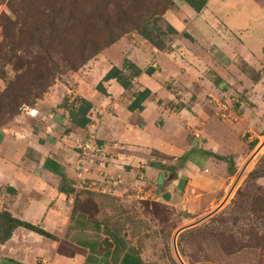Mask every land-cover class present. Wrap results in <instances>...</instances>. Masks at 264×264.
<instances>
[{"label":"crops","instance_id":"obj_1","mask_svg":"<svg viewBox=\"0 0 264 264\" xmlns=\"http://www.w3.org/2000/svg\"><path fill=\"white\" fill-rule=\"evenodd\" d=\"M163 21L176 32L164 47L120 38L76 74V86L55 83L0 130V213L57 240L19 227L0 243V264H99L91 255L97 241L83 234L95 233L93 224L75 210L88 198L73 190L77 147L90 132L104 156L87 166L95 187L84 191L197 217L223 203L233 180L214 155L232 156L235 166L244 154L264 160V0H207L199 13L175 0ZM125 59L154 73L135 78L128 91L110 80L107 95L99 93L96 85ZM144 89L151 95L143 110L128 111ZM71 96L91 105L82 129L69 118ZM244 133L259 141L253 150L235 143ZM168 167L177 168L173 179Z\"/></svg>","mask_w":264,"mask_h":264},{"label":"rangeland","instance_id":"obj_2","mask_svg":"<svg viewBox=\"0 0 264 264\" xmlns=\"http://www.w3.org/2000/svg\"><path fill=\"white\" fill-rule=\"evenodd\" d=\"M24 1L28 9L35 2L46 12L47 8H52L46 5L48 2H56V7L62 3H76L81 12V22L75 32H69L62 42L52 45L44 43L46 53L42 54L36 46L27 51L24 46L14 45L16 47L12 51L15 53H9L8 63L0 65V94L14 84L31 90V95L27 97L31 100L36 93L40 94L41 90L46 89L48 92L59 81L67 82L70 88L76 86L79 79L76 74L97 56H90L92 48L89 46L85 47V55L80 57L82 41L91 42L95 49L101 51L108 47L110 40L122 37L130 41L143 39L144 32L152 43L159 44L158 48L164 47L170 34L163 21V14L175 0ZM18 4L20 0H0V18L7 16L14 20L9 9L11 7L23 14L22 7ZM85 35L87 38H83ZM4 40L0 23V43H4ZM75 54L79 55L77 62L74 61ZM88 57L90 59L87 61ZM114 57H117L115 53ZM48 59L56 65V69L47 71L49 75L43 81H38V73L46 72L45 67L49 66ZM83 60L86 63L79 66ZM66 62H71L69 64L73 67ZM43 82L45 85L40 86ZM76 98L78 97L71 96L65 99L73 102ZM27 109L28 107H23L13 120ZM11 122L1 125L0 130ZM251 136L244 133L235 143L250 149V145L254 143L249 140ZM246 155L236 166L230 190L223 203L202 217L188 215L159 202L106 198L103 200L106 208L98 213L91 204L88 209L78 205L75 210L85 212L91 219L89 222L95 220L100 225L99 232L83 234H87V240L94 239L100 244L97 252L101 264H119L123 253L127 251L137 254L144 264H180L174 241L183 264H264V178L249 175L255 169L264 172L263 159L256 156L249 159L245 158ZM107 230L118 235L124 249H115L112 238L106 234ZM105 243L106 246H101Z\"/></svg>","mask_w":264,"mask_h":264},{"label":"trees","instance_id":"obj_3","mask_svg":"<svg viewBox=\"0 0 264 264\" xmlns=\"http://www.w3.org/2000/svg\"><path fill=\"white\" fill-rule=\"evenodd\" d=\"M178 1H182L186 3L196 13H199L205 7L207 0H178ZM24 2L26 1L20 0V4H18L22 7L21 12L23 14H21L20 12H18V10H15L14 8L11 7L9 9H10V12L14 15V20L4 15H3L4 17L0 18L1 28L3 31L4 39H5L4 43H0V65L2 66L8 63V60L10 59L9 53H11V55L15 53L12 51L14 47L21 45V46H24V49L28 51L31 49V47L36 46L38 47V49L41 50L42 54L46 53L45 49L43 48L44 43L47 45H49L50 43L52 45L53 43H57L58 41L62 42V40L69 34V32H75L76 27L81 22V20L79 19V14H81V12L79 11V5H77L76 3L71 4V5L68 3H62V4H59L58 7H56L57 5H54L56 2H48L46 5L52 6V8L50 7L47 8V12H46L45 9L41 8V5L37 6L35 2L30 4L29 9H28L26 8V4H24ZM173 6H174V3L171 5L169 9H171ZM63 24L64 25L67 24L68 26H62ZM26 31H28V34H25ZM167 31H168V34L170 35L176 34V32L169 26H167ZM142 37L144 40L158 47L159 44L152 43V40L144 32L142 33ZM83 38H87V36L85 35ZM119 39L120 38L110 40L108 47L113 45ZM89 46L92 48V52L90 55L92 57H95L96 55L101 53V51H103V50L100 51L99 49H95L91 42L88 43V42L82 41L80 45L81 49L79 48L81 50L80 57H83L85 55L84 50H86ZM75 55H76V58L74 61L77 62V60H79L78 58L79 55L78 54H75ZM86 59L88 61V59L90 58L88 57ZM66 63L72 66L71 64H69L71 62H66ZM85 63H86V60H83L81 62V65L79 66H83ZM48 64H49L48 68L45 67L46 72L38 73V78H37L38 81H43L46 78V76L49 75L48 72H52L53 70L56 69V65L49 59H48ZM143 73L148 76H151L154 73V69L150 67V68H147L145 71H142L139 68H137L135 65L130 63L128 60L125 59L123 61L121 69L112 67L104 75L101 81L97 84L95 89L99 93L103 95H107L105 89L103 88V83H106L110 80H115L116 83L123 90L128 91L132 87L133 80L135 78H138ZM252 79L256 80L255 77H252ZM44 85L45 84L43 82L40 86H44ZM46 92H47V89L45 91L41 90L40 94L36 93L34 97L31 100H29L27 97L31 95V90H28L24 87L14 85V84L11 85L7 91L3 92V94H0V126L6 124V122H11L14 116H16L23 107H28V109L33 108L36 101L42 99L43 95ZM150 95L151 93L149 92V90H146V89L134 93L133 100L127 108L128 111L141 112L143 110V103L150 97ZM66 102L67 100L65 99L64 103L66 104ZM76 104L77 106H75ZM90 109H91V105L89 102H87L84 99L76 98L73 101L71 108H69V118L71 122L74 125H76L78 128L82 129L86 127L89 124V119L87 115ZM256 145H257L256 142H254L252 145H250V149L253 150ZM213 157L219 161L225 162L227 164L228 174L230 176L234 175L236 166L231 158H224V157L215 156V155ZM185 160H186V155L180 159L179 165H182V163ZM262 164L264 166V160H262ZM160 168L166 169L165 167L164 168L160 167ZM176 169L177 168H174V167L167 168V170L170 173L169 179H173V177H175L174 172ZM249 175L251 177L264 178V172H260L258 169L253 170ZM76 193L85 195V197L88 198V202L83 204V207L85 209L89 208L90 202L92 203L94 202V205H95L94 208H96V211H97L96 213L103 211L106 208L103 203L104 199L106 198L114 199L110 197L94 195L84 190H77ZM79 216L82 219H86V217H88L86 213H80ZM87 220L89 221L91 219L88 217ZM91 223L93 224V228L95 232H99L100 225H98V223L95 220H92ZM19 227L24 228L33 233H36L47 239L57 241L55 237L51 236L47 232L35 226H32L30 224L20 222L19 220L12 218L6 212H1L0 213V243H4L7 240H9L11 238L13 231ZM106 234L112 238V242H113V245L115 246V249L117 248L121 250L124 249V244L120 241L118 235L115 234V232L111 230L109 231L107 230ZM80 246L85 248L86 244H82ZM101 246L104 247V245H101ZM99 247H100V244L97 243L96 248L93 249V252H91V255L94 252L98 254L97 251L99 250ZM107 256L108 255L106 252L105 257ZM87 261H88V258H87ZM101 262L102 261L100 260L99 264H101ZM7 263H10V262L7 261ZM119 264H144V263L141 261V259L138 257L137 254L129 253L127 251L123 253L122 257L119 260Z\"/></svg>","mask_w":264,"mask_h":264},{"label":"built area","instance_id":"obj_4","mask_svg":"<svg viewBox=\"0 0 264 264\" xmlns=\"http://www.w3.org/2000/svg\"><path fill=\"white\" fill-rule=\"evenodd\" d=\"M77 150L79 152V158L82 165L76 173V181L73 188L75 191L88 190L90 188L92 189L95 186L89 183V178L85 177V174L88 173L87 166L92 165L95 161L103 158V147L98 143L95 134L90 132L86 140L81 142L77 147Z\"/></svg>","mask_w":264,"mask_h":264},{"label":"water","instance_id":"obj_5","mask_svg":"<svg viewBox=\"0 0 264 264\" xmlns=\"http://www.w3.org/2000/svg\"><path fill=\"white\" fill-rule=\"evenodd\" d=\"M173 245H174V249H175V253H176V257H177L178 262L180 264H183L181 259H180V257H179V255H178V253H177V250H176V247H175V241H174ZM104 246H106V243L104 244Z\"/></svg>","mask_w":264,"mask_h":264}]
</instances>
